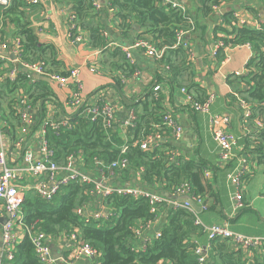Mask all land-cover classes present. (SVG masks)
Masks as SVG:
<instances>
[{
  "label": "trees",
  "instance_id": "obj_1",
  "mask_svg": "<svg viewBox=\"0 0 264 264\" xmlns=\"http://www.w3.org/2000/svg\"><path fill=\"white\" fill-rule=\"evenodd\" d=\"M108 1L114 11V30H119V36L126 44L130 45L137 40L146 39L158 49L166 48L163 60L159 63L154 61L158 69L160 67L165 69L163 73L158 74V81L169 80L175 84L177 83L176 75L184 78L186 72H191L190 50L183 47L174 48V45L179 30L194 33L198 23L195 22V29L192 30L194 26L188 22L181 10L162 5L161 0ZM223 1L226 0L201 2L202 12L206 16L210 15L213 7L220 5ZM72 2L73 12L77 15L82 28L90 31L94 46L105 51L104 61L101 63L102 69L115 74L113 76L115 89L123 93L122 76H132L136 66L131 64L122 47L106 48V39L100 32L104 26L92 25L101 15V12L96 10L95 0H72ZM21 6L24 5L20 0H12L7 8L0 5V16L9 23L16 24L22 41V59L32 63L42 61L45 62L46 67L51 62L56 63L54 59L51 61L46 56L48 51L53 53L54 48L41 45L37 36L22 21L24 11L21 10ZM187 16L193 17L188 12ZM221 18L222 23L216 25L214 29L215 41L223 34L222 39L226 44H249L254 51V56L246 67V73L228 77L227 81L235 92L227 97L228 105L244 113L239 108L238 96L251 106L255 118L257 116L262 118L264 113V25L262 29L234 25L233 23L238 20L231 9L221 15ZM136 31L138 32L136 37H133ZM51 56L53 58L54 54ZM216 59L219 62L224 59V49L218 50ZM47 72L51 73L49 69ZM62 76L66 77L68 74L65 72ZM21 78L26 81L23 75ZM109 87L112 88L111 85ZM187 87L188 92L193 96L195 93L202 92L193 83ZM28 89L33 91L28 93L35 103L45 102L50 97L53 100L45 81H37ZM202 94L203 98L199 101L195 98L198 102H205L208 99L204 93ZM0 97H2L1 92ZM144 99L146 100L140 101L137 106L129 108L138 112V119L135 128H130L134 135L128 136L127 140L121 137L117 128L119 124L107 130L101 119L92 121L91 116L84 113L85 108L69 116L66 126H60L58 129L47 127L46 138L55 151V160L62 164L69 154L81 152L82 164L85 167L83 170L96 178L100 168L107 169L113 163L125 159L127 166L115 169L116 180L123 179L133 183L136 174L139 173L144 182L140 185L142 189H150L163 195L165 193L173 195L177 186L188 181L193 187V192L203 197L207 188L203 165L195 166L186 162L177 166L169 159L170 156L166 150L143 151L135 145L136 142H141L156 131L162 133L165 131V127H162L165 110L160 105L161 99H156L150 92H147ZM13 102L9 104L11 108ZM139 106H142L141 111L137 108ZM11 114L14 115V112ZM44 120L45 118L42 119L41 125ZM158 126L161 127L160 130ZM257 133L255 137L258 144L254 147L251 145L253 149H250V153H255L259 162L264 163V130ZM105 171L109 174L107 170ZM88 188L90 187L79 183H70L61 187L58 194L49 202L43 200L34 191L29 192L21 208L24 223L27 226L35 225L37 230L54 238L62 234L70 235L74 230H78L81 238L100 252L101 256L93 260L96 264H200L195 254V238L202 229L195 224V214L183 209H174L166 204L159 206L160 217L164 221L160 231L161 237L148 243L144 251H138L136 228L140 223L155 219L150 212L151 206L148 200L111 195L103 201L113 210L112 219L106 222L91 219L87 223L84 218L76 214V210L92 200L93 197L85 194ZM228 242L225 240L213 242L204 264H264V261L257 258L251 260L246 257L242 250L233 251ZM11 264H41L29 237L18 244Z\"/></svg>",
  "mask_w": 264,
  "mask_h": 264
},
{
  "label": "crops",
  "instance_id": "obj_2",
  "mask_svg": "<svg viewBox=\"0 0 264 264\" xmlns=\"http://www.w3.org/2000/svg\"><path fill=\"white\" fill-rule=\"evenodd\" d=\"M95 1L99 5L98 11L101 12V15L92 25L104 26L100 32H102L103 38L106 39V48H114L118 45L123 49L128 46L129 44H126L119 36V30H114V11L110 7L109 1ZM204 1L206 0H168V2H178L186 9V12L193 16L190 18L193 20L194 29L195 22L198 23L196 31L191 32L186 39L191 50L189 60L191 72H186L184 78L176 75L177 83L175 84H172L169 80L160 82L157 76L163 73L165 69H160L161 67L158 69L154 60L146 56L142 49H134L132 55L136 71L130 77L121 75L122 84L124 85L122 94L129 102H135L134 106H128L122 100L119 91L115 89L113 83L115 74L105 72L102 69L101 63L104 61L105 51L94 46L90 31L83 29L79 22L80 28L76 34L82 36L83 39L81 42L71 39L72 0H38V4L30 7L25 6L24 2L20 0L24 5L21 6V10L24 11L22 21L37 36L41 45L54 48L53 53L48 51L46 54L49 60L54 59L56 61V63L51 62L47 65V69L51 71L49 74L62 76V73L66 72L69 75L72 69L80 67L85 99L94 98L101 91H108L110 93V103L118 110L120 119L125 118L129 108L137 106L140 101H145L144 97L147 96V92L154 94L156 99H161L160 105L163 110L172 112L183 128V135L179 140H176L172 139L169 132H165L164 137L157 143L154 150H166L170 156L169 159L177 166L186 162L195 166L203 165L207 188L206 193L203 195L204 198L201 197L204 199L207 208L204 210L200 208L201 212H196V217L205 227L227 224L236 233L264 238V163L259 162L255 153H250V149L258 144L255 137L258 134L257 132L264 130V113L262 118H259V116L255 118L252 110L251 115L246 117L240 110L229 106L227 99L234 92L227 81L228 77L244 74L248 63L254 56V51L248 44L231 47L225 50L226 58L221 62L213 54L216 42L214 29L216 25L222 23L221 15L231 9L238 15V18L235 17L238 21L233 23L234 25L236 24L239 27L245 25L255 26L264 21V0H226L218 10L213 9L208 16L201 9V2ZM135 30H137L136 27ZM137 31L134 32L133 37H136ZM0 34V55L5 57L4 60H0V92L2 93L0 105L4 114L2 115L0 112L1 123L7 140L8 163L18 165L23 161L25 150H38L42 141L39 127L43 118H48L54 123L64 122L66 117L76 112L74 108L67 104L75 85L72 81L61 85L48 77L29 74L17 61L15 42L18 38L21 39L18 35V28L15 23H9L2 16H0ZM112 42L116 45L110 46ZM5 43L9 47L6 50L2 47V44ZM53 54L52 58L51 55ZM94 67L100 69L101 73L92 72L91 69ZM14 70H16L15 76L12 75ZM22 75L26 78V81L21 78ZM117 75H120V73H117ZM37 81L47 83L53 100L50 97L45 102L35 103L28 93L33 91H28V88L34 86ZM190 83H193L202 91L194 94V98H197L198 101L203 98L202 93L207 98L213 97L210 106L211 114H220L229 120L226 129L239 139V146L235 150L236 154H243L245 149L246 155L249 156L251 169L243 182L244 207L242 209L237 210L234 203V197L238 192V188L230 178V172L234 165L224 166L220 163L218 147L210 131L209 116L196 112L191 104L187 103L186 94L182 92L183 88L189 91L187 86ZM110 85L112 88L109 87ZM20 98H24L28 102L27 113L32 120V124L23 123L20 117L15 114L14 106L17 105ZM12 101L14 102L11 108L9 104ZM148 102L150 103V101ZM137 108L139 111L142 110V106ZM12 112H14V115L11 114ZM252 116L253 118L250 120ZM117 128L124 140L129 139L128 136L134 135L131 129L135 127L125 128L120 124ZM17 141L22 142V147H14V143ZM24 177L22 184L31 188L27 194L35 192L32 188L36 185V181L28 174H25ZM114 177L110 176L107 180H104L105 183L120 187L135 185L140 188V185L144 183L142 176L137 174L133 183L123 179L116 180ZM96 178L100 181L101 174H97ZM209 186L211 187L209 188ZM164 196L169 199L172 198V195L168 193H165ZM91 197H93L92 200H89L88 204L85 205L87 214L105 209L101 196ZM2 215L0 209V217ZM163 223V218L160 217L156 223L154 222L146 228L141 240L136 241V249L145 240L151 243L156 239L157 234H160ZM16 231L19 243L26 235L23 229L16 228ZM195 239L201 246L205 247L208 244L207 234L203 230ZM0 244H2L1 226ZM228 244L233 251H239L231 242H228ZM50 247L56 260L55 264H96L93 260L77 255L76 243L69 238V235L62 234L56 238L51 236ZM242 252L248 258L251 256V260L257 258L264 261L263 249L256 250L252 255Z\"/></svg>",
  "mask_w": 264,
  "mask_h": 264
},
{
  "label": "built area",
  "instance_id": "obj_3",
  "mask_svg": "<svg viewBox=\"0 0 264 264\" xmlns=\"http://www.w3.org/2000/svg\"><path fill=\"white\" fill-rule=\"evenodd\" d=\"M11 1L12 0H0V5L7 8L10 6ZM22 1L24 2V5L28 7L35 6L39 3L38 0ZM161 2L162 5H169L172 8L181 10L186 16L188 22L194 26L193 20L187 16L186 9L178 2H168V0H161ZM223 3L224 1L220 5L214 6L213 9L218 10ZM94 5L96 6V10H99V5L96 3V1ZM235 17L238 18V15L235 14ZM70 20V37L73 41L81 42L83 39L82 36L76 34L80 28V23L77 15L74 12H72ZM263 25L264 21L252 26V28L262 29ZM192 30H194V27ZM189 34L190 31L179 30L176 34V43L174 48L183 47L184 49L190 50L189 42L186 40ZM222 38H224L223 34L220 35V38L215 42L213 50V54L215 56H217V52L220 49H224L225 52V50L228 48L238 46L226 44ZM21 42L22 41L20 38H18L15 42L17 48L16 54L18 57L17 61L21 63L22 67L25 68L29 74L48 77L50 80L58 82L61 85H64L69 81L74 83L75 89L71 91V94L67 100V104L74 108L76 112L82 108H85L84 113L88 116H91V120L94 122L101 119L104 128L107 130L112 129L118 124H122V126L125 128H134L136 126L138 112L134 109H129L125 118L120 119L118 110L110 103V93L108 91H101L94 98L90 96L91 98L89 100L85 99L83 94L80 67L72 69L70 74L66 77L57 74H49L44 62L41 61L32 63L22 60ZM113 45H116V43L112 42L110 44V46ZM2 47L4 50L9 48L6 43L2 44ZM115 47L120 46L116 45ZM137 48L142 49L146 56L158 63L163 60L167 51L166 48L158 49L149 40H137L123 48L132 65L135 64L132 51ZM225 54L226 53H224V58H226ZM4 59V55H0V60ZM91 71L95 73H101L100 69L95 67L92 68ZM12 75H16V70L13 71ZM182 92L186 94L187 103L191 104L192 108L196 112L207 114L209 116L210 131L218 147L220 163H222L224 166H230L232 164L234 165L232 171L230 172V178L238 188V192L234 197V203L237 210L242 209L244 207L243 182L251 169L249 156L245 153L241 155L236 154L235 150L239 146V139L236 138L232 132L226 129L229 120L220 114H211L210 106L213 101V97H209L205 102H198L186 88H183ZM237 98L239 107L244 111L245 116H250L252 111L251 106H249L248 103H246L240 97L237 96ZM14 107L15 114L20 117L23 123L32 124V120L27 113L28 102L26 99L20 98L17 102V105ZM69 119V117H66L64 122L54 123V121L45 118L44 122L40 126L42 141L38 150H25L22 163L18 165H11L7 160V140L3 131L0 115V209L3 214L2 217H8L1 226L2 253L0 256V264H11L15 258L17 246L20 243H18V234L16 228L23 229L26 235L25 238H30L37 258L41 264L56 263L50 247L51 236H48L46 233L37 230L35 225L27 226L24 223V215L21 208L28 190L31 189L28 186L22 184L25 174L30 175L31 178L36 181V185L32 189L35 190L37 195L47 202L54 199L61 187L70 183H79L81 185L89 186L90 188L87 189L85 194L88 196L99 195L103 198V200L114 194L117 196H130L134 199H147L151 206L150 212L155 216V219L154 221L139 224V227L135 230V238L137 241L141 240L143 232L146 228H148L154 222L156 223L160 219L159 206L163 204L171 206L174 209H183L189 211L196 216V210L192 207V205L189 202L182 201V199L190 198L198 208H201L202 210L207 208L204 199L193 192V187L188 181H184L174 189L171 199L154 191L142 189L132 185L125 187L107 185L104 180H107L110 176L114 177L116 175V168H125L127 166V161L125 159L121 160L120 162L113 163L107 169L100 168V181H98V179L93 177V175L90 173L83 170L85 167L82 164L81 152L71 153L66 157L62 164L58 163L55 160V151L50 147V144L47 141L46 128L51 127L53 129H58L60 126H66ZM162 127H165V131L163 133L156 131L154 134L144 138L141 142H136L135 145H138L143 151H152L157 147V143H159V141L164 137L165 132H169L172 139L176 140H179L183 135V128L175 119L170 110L164 112ZM160 129L161 127L159 130ZM14 147H22V142H15ZM125 151L126 147L124 148V152ZM105 170H107L109 174L106 173ZM137 175L140 174L138 173ZM104 207L105 209L87 214L86 206L84 205L77 208L76 214L84 218L85 222L87 223H89L91 219L95 221L106 222L112 219L114 212L105 204ZM195 224L207 234L208 239V244L205 247L201 246L195 239V254L198 257L200 264L205 263L206 259L208 258V252L213 242L216 240L229 241L235 248L250 255H252L256 250H264L263 237L246 236L236 233L231 230L227 224L205 227L197 217ZM160 237L161 233L157 234L156 238ZM69 238L74 243H76V252L78 256H84L94 261L101 256L100 252L96 248L81 238L78 230H74V232L69 235ZM148 243L149 242L145 240L143 244L137 248L138 251H144Z\"/></svg>",
  "mask_w": 264,
  "mask_h": 264
},
{
  "label": "water",
  "instance_id": "obj_4",
  "mask_svg": "<svg viewBox=\"0 0 264 264\" xmlns=\"http://www.w3.org/2000/svg\"><path fill=\"white\" fill-rule=\"evenodd\" d=\"M37 76H38V75H37ZM119 94L121 95L122 100H123L128 106H134V105H135V102H129V101L126 99V97H125L120 91H119ZM182 201L189 202V203L192 205V207L196 210V212H201V209L198 208L197 205H196L194 202H192V200H191L190 198L182 199ZM6 218H8V217L6 216ZM6 218H5V217H0V226L3 225V223H4V221H5ZM1 252H2V244H0V254H1ZM56 259H57V258H56Z\"/></svg>",
  "mask_w": 264,
  "mask_h": 264
},
{
  "label": "rangeland",
  "instance_id": "obj_5",
  "mask_svg": "<svg viewBox=\"0 0 264 264\" xmlns=\"http://www.w3.org/2000/svg\"><path fill=\"white\" fill-rule=\"evenodd\" d=\"M1 108H2V107H1V105H0V112L2 113V111H1L2 109H1ZM2 115H4V114L2 113Z\"/></svg>",
  "mask_w": 264,
  "mask_h": 264
}]
</instances>
